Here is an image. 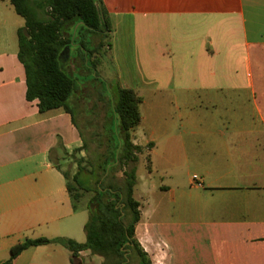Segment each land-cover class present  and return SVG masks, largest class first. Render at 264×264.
Returning <instances> with one entry per match:
<instances>
[{"label":"crops","instance_id":"obj_1","mask_svg":"<svg viewBox=\"0 0 264 264\" xmlns=\"http://www.w3.org/2000/svg\"><path fill=\"white\" fill-rule=\"evenodd\" d=\"M101 1L110 19H144L139 76L98 75L143 99L133 136L147 169L138 165L135 188L139 243L153 264H264V0ZM24 27L0 0V264L26 239L87 240L89 212L74 209L58 156L85 137L72 114L28 101ZM87 90L79 84L76 96ZM72 260L50 244L13 264Z\"/></svg>","mask_w":264,"mask_h":264},{"label":"trees","instance_id":"obj_2","mask_svg":"<svg viewBox=\"0 0 264 264\" xmlns=\"http://www.w3.org/2000/svg\"><path fill=\"white\" fill-rule=\"evenodd\" d=\"M10 3L25 20V27L18 31V41L19 60L26 73L28 101H37L42 113L64 109L74 116V108L70 106L69 100L76 95L79 83L63 66V57L60 56L66 48L72 51V48L78 47L85 51L77 59L82 61L83 69L96 57L95 51L87 49L90 39L85 35L82 38L78 35L81 31L96 34L107 32V36L112 32L111 19L103 2L10 0ZM96 46L103 48L105 44L100 41ZM94 67L98 78L97 66ZM112 86L107 84L109 90ZM115 87L117 98L113 97L108 104L115 129H107L106 124V148L88 173L95 178L96 194L93 201L97 207L89 210V220L85 226L86 242L79 244L64 238L26 239L12 249L11 258L3 264H13L22 252L31 247L50 244L68 249L72 253L73 262L80 257L81 252L88 251L91 255L102 258V264H128L132 257L137 258L139 264H153L136 239V227L141 220V203L135 197V188L138 184L139 155L143 149L133 143V136L142 122L143 99L135 90L123 88L119 83ZM86 150L84 142L74 152ZM78 167L74 180L80 189L88 191L79 182L81 174L87 173L81 162ZM119 173H122L121 177ZM66 180L74 209L78 210L81 196L68 182V175Z\"/></svg>","mask_w":264,"mask_h":264},{"label":"rangeland","instance_id":"obj_3","mask_svg":"<svg viewBox=\"0 0 264 264\" xmlns=\"http://www.w3.org/2000/svg\"><path fill=\"white\" fill-rule=\"evenodd\" d=\"M143 20L128 17L112 18V32L108 36L107 32L105 34H96L89 31H81L78 37L82 38L84 35L88 37L91 41L87 45L88 51L96 52V57L84 66L85 69H83L82 61L77 60L84 55L85 51L83 52L78 47L72 48V60L67 59L68 57L65 54L62 59L63 66L72 73L77 83L81 86L84 85L88 89L87 96L82 98L74 95L69 100L70 106L74 108V117L77 125L84 134L87 150L82 153H76L72 150L71 154L60 152L58 155L62 159L61 161L59 160L62 169L68 175V182L76 188V192L81 196L79 207L86 209L88 212L97 207L93 201L96 194L95 178L88 175V173L92 171V165L106 148V124H108L107 129H115L111 113L109 114L108 104L109 101L113 100V97L117 98V90L113 82L110 83L105 80L115 74L117 76H121V74L122 76L128 74L132 77L139 76V67H143ZM100 41L104 42L105 47L97 48L96 44ZM94 66H97L98 75L105 80L97 78ZM141 73L143 74V70H141ZM107 83L113 85L111 90L107 88ZM78 102H80V105H78ZM80 162L87 174L82 173L79 182L88 191L80 189L74 180L79 170L78 164ZM139 169L140 174H146L145 158L140 161ZM118 175L121 177L122 173ZM172 221L176 223L177 219L174 218ZM136 228H138L139 234L144 227L138 226ZM176 231L177 227L170 226V235L175 234ZM136 239L138 240L137 237ZM165 241L169 242L168 239H165ZM102 262V258L87 252L86 256H83L82 262L77 259L75 264H102ZM128 264H139V261L137 258L132 257Z\"/></svg>","mask_w":264,"mask_h":264},{"label":"built area","instance_id":"obj_4","mask_svg":"<svg viewBox=\"0 0 264 264\" xmlns=\"http://www.w3.org/2000/svg\"><path fill=\"white\" fill-rule=\"evenodd\" d=\"M193 179H194V181H199V177L198 176H194L193 177ZM198 185H201L199 182L197 183ZM141 245V244H140ZM160 244H158V246H159ZM161 245L162 246H164V247H167V245L165 244V243H161ZM141 247H142V245H141ZM143 249H144V251L147 253V251H146V249L144 248V247H142Z\"/></svg>","mask_w":264,"mask_h":264},{"label":"water","instance_id":"obj_5","mask_svg":"<svg viewBox=\"0 0 264 264\" xmlns=\"http://www.w3.org/2000/svg\"><path fill=\"white\" fill-rule=\"evenodd\" d=\"M69 53H70V49L69 48H66L62 53H61V58L64 56V54L65 55H69Z\"/></svg>","mask_w":264,"mask_h":264},{"label":"flooded vegetation","instance_id":"obj_6","mask_svg":"<svg viewBox=\"0 0 264 264\" xmlns=\"http://www.w3.org/2000/svg\"><path fill=\"white\" fill-rule=\"evenodd\" d=\"M132 248H134V245L133 244H132ZM129 254L133 256V253L132 252H130Z\"/></svg>","mask_w":264,"mask_h":264}]
</instances>
